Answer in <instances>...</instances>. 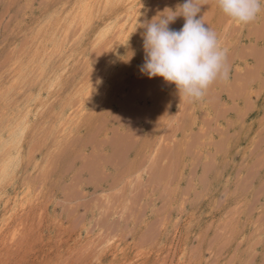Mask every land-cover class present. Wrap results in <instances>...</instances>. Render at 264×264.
<instances>
[{"label":"rangeland","instance_id":"rangeland-1","mask_svg":"<svg viewBox=\"0 0 264 264\" xmlns=\"http://www.w3.org/2000/svg\"><path fill=\"white\" fill-rule=\"evenodd\" d=\"M182 3L0 0V264H264V11L204 0L229 77L182 101L139 28Z\"/></svg>","mask_w":264,"mask_h":264},{"label":"clouds","instance_id":"clouds-1","mask_svg":"<svg viewBox=\"0 0 264 264\" xmlns=\"http://www.w3.org/2000/svg\"><path fill=\"white\" fill-rule=\"evenodd\" d=\"M204 0H183L139 23L143 32L144 63L140 71L149 79L162 78L175 86L181 98L203 99L218 80H227V51L218 35L203 21ZM220 11L233 22L248 25L264 11V0H215ZM184 19L180 30L170 28Z\"/></svg>","mask_w":264,"mask_h":264},{"label":"bare ground","instance_id":"bare-ground-1","mask_svg":"<svg viewBox=\"0 0 264 264\" xmlns=\"http://www.w3.org/2000/svg\"><path fill=\"white\" fill-rule=\"evenodd\" d=\"M86 1H87V0H86ZM115 1H116V0H115ZM133 1H134V0H133ZM106 2H107V1H106ZM127 2H128V0H127ZM124 3H125V2H124ZM151 3H152V2H151ZM133 4H135V2H134ZM121 5H122V4H121ZM139 5H141V4H139ZM156 5H157V4H156ZM84 7H86V6H84ZM141 7H142V6H141ZM118 9H119V8H118ZM118 9H117V10H118ZM135 9H137V8H135ZM213 9H214V7H213ZM81 10H82V9H81ZM75 11H76V10H75ZM121 11H122V9H121ZM218 11H219V10H218ZM131 12L133 13V11H131ZM64 13H65V12H64ZM72 13H73V12H72ZM77 14H78V13H77ZM79 14H80V13H79ZM79 14H78V16H79ZM128 14H129V13H128ZM133 14H135V13H133ZM138 14H139V13H138ZM202 14L204 15V13H202ZM206 14H207V13H206ZM70 16H71V15H70ZM72 16H73V15H72ZM78 16H77V17H78ZM128 16H129V15H128ZM128 16H127V17H128ZM130 16H131V15H130ZM222 16H223V15H222ZM215 17H216V16H215ZM67 18H68V17H67ZM67 18H66V19H67ZM123 18H124V17H123ZM123 18H122V20H123ZM209 18H211V17H209ZM58 19H59L58 21H60V18H58ZM66 19H65V20H66ZM76 19H77V18H76ZM127 19H128V18H127ZM136 19H137V18H136ZM203 19H204V18H203ZM211 19H213V18H211ZM226 19H227V18H226ZM78 20H79V19H78ZM120 20H121V19H120ZM227 20H228V19H227ZM58 21H56V24H57ZM69 21H70V20H69ZM82 21H83V20H82ZM128 21H129V20H128ZM228 21L231 22L230 20H228ZM63 22H64V21H63ZM76 22H77V21H76ZM78 22H79V21H78ZM85 22H86V21H85ZM118 22H121V21H118ZM205 22H206V21H205ZM211 22H212V21H211ZM222 22H223V21H222ZM258 22H259V19H258ZM123 23H124V22H123ZM224 23H225V22H224ZM64 24H65V23H64ZM84 24H85V23H84ZM124 24H126V23H124ZM228 24H230V23H228ZM127 25H128V23H127ZM237 25H238V24H237ZM248 25H249V24H248ZM248 25H247V26H248ZM253 25H254V24H253ZM256 25H257V24H256ZM54 26H55V24H54ZM63 26H64V25H63ZM65 26H66V25H65ZM65 26H64V27H65ZM70 26H71V25H70ZM118 26H119V25H118ZM211 26H212V25H211ZM211 26H210V27H211ZM243 26H244V25H243ZM49 27H51V26H49ZM120 27H121V26H120ZM227 27H228V26H227ZM236 27H237V26H236ZM51 28H52V27H51ZM53 28H54V27H53ZM53 28H52V29H53ZM55 28H56V27H55ZM65 28H66V27H65ZM125 28H126V27H125ZM219 28H220V27H219ZM230 28H231V27H230ZM239 28H240V27H239ZM243 28H244V27H243ZM247 28H248V27H247ZM249 28H250V27H249ZM67 29H68V28H67ZM117 29H118V28H117ZM120 29H121V28H120ZM211 29H212V28H211ZM65 30H66V29H65ZM118 30H119V29H118ZM118 30H117V31H118ZM123 30H124V29H123ZM125 30H126V29H125ZM238 30H239V29H238ZM63 31H64V30H63ZM121 31H122V30H121ZM213 31H214V30H213ZM45 32H47V30H46ZM45 32H44V33H45ZM50 33H51V32H50ZM53 33H54V32H53ZM121 33H122V32H121ZM125 33H126V32H125ZM218 33H219V32H218ZM64 34H65V33H64ZM223 34H224V33H223ZM231 34H232V33H231ZM242 34H243V33H242ZM251 34H252V33H251ZM251 34H250V35H251ZM54 35H56V34H54ZM121 35H122V34H121ZM253 35H254V34H253ZM253 35H252V36H253ZM63 36H64V35H63ZM65 36H66V35H65ZM123 36H124V35H123ZM246 36H247V35H246ZM248 36H249V35H248ZM256 36H258V35L256 34ZM263 36H264V35H263ZM117 37H118V36H117ZM119 37H120V36H119ZM229 37H231V36H229ZM249 37H250V36H249ZM58 38H59V37H58ZM63 38H65V37H63ZM113 38H114V37H113ZM122 39H123V38H122ZM62 40H63V39H62ZM249 41H250V39H249ZM262 41H263V40H262ZM259 43H260V42H259ZM48 44H49V43H48ZM44 45H45V44H44ZM53 45H54V44H53ZM61 45H62V44H61ZM67 45H68V44H67ZM46 47H47V46H46ZM50 47H53V46H50ZM50 47H49V48H50ZM43 48H44V47H43ZM104 48H105V47H104ZM47 49H48V48H47ZM41 50H42V47H41ZM52 50H53V49H52ZM241 50H242V49H241ZM43 51H47V50H44V49H43ZM54 51H55V50H54ZM106 52H107V51H106ZM97 53H98V52H97ZM32 54H33V53H32ZM35 54H36V53H35ZM25 55H26V54H25ZM37 55H38V54H37ZM47 55H48V54H47ZM239 55H240V54H239ZM38 56H39V55H38ZM38 56H37V57H38ZM248 56H249V55H248ZM248 56H245V57H248ZM255 56H256V55H255ZM39 57H40V56H39ZM44 57H46V56L44 55ZM93 57H94V56H93ZM233 57H234V55H233ZM235 57H236V56H235ZM235 57H234V59H235ZM254 58H255V57H254ZM238 59H239V58H238ZM238 59H237V60H238ZM249 59H250V58H249ZM33 60H34V59H33ZM33 60H32V61H33ZM43 60H44V59H43ZM51 60H52V59H51ZM253 60H254V59H253ZM256 60H257V58H256ZM256 60H255V61H256ZM23 61H24V60H23ZM39 61H40V60H39ZM48 61H49V60H48ZM229 62H230V61H229ZM233 65H234V64H233ZM31 66H32V65H31ZM241 66H242V65H241ZM260 66H261V65H260ZM39 67H40V66H39ZM41 67H43V66H41ZM41 67H40V68H41ZM41 69H42V68H41ZM257 70H258V69H257ZM261 70H262V69H261ZM14 72H15V70H14ZM37 72H38V71H37ZM37 72H36V73H37ZM39 74H40V72H39ZM40 76H41V75H40ZM94 77H95V76H94ZM89 78H90V77H89ZM46 79H47V78H46ZM88 81H90V80H88ZM93 81H94V80H93ZM33 82H34V81H33ZM159 82H160V81H159ZM11 83H12V82H11ZM11 83H10V84H11ZM14 83H15V82H14ZM36 83H37V82H36ZM219 83H220V82H219ZM219 83H218V84H219ZM32 85H33V84H32ZM34 86H35V85H34ZM34 86H33V87H34ZM31 89H32V88H31ZM121 92H122V91H121ZM24 93H25V92H24ZM93 93H94V92H93ZM87 96H88V95H87ZM91 96H92V95H91ZM89 97H90V96H89ZM91 98H92V97H91ZM81 99H82V97H81ZM94 99H95V98H94ZM94 99H93V101H94ZM89 100H90V99H89ZM82 101H83V100H82ZM182 101H183V98H182ZM88 103H89V102H88ZM177 103H178V101H177ZM130 105H131V104H130ZM180 105H181V104H180ZM17 106H18V105H17ZM167 106H168V105H166L165 107H167ZM12 107H13V106H12ZM49 107H50V106H49ZM143 107H144V106H143ZM167 108H169V107H167ZM167 108H166V111H164L165 113L168 112V111H167V110H168ZM47 109H48V108H47ZM45 111H46V110H45ZM40 113H41V112H40ZM42 113H43V112H42ZM68 113H69V112H68ZM54 114H56V113H54ZM76 114H77V112H76ZM167 114H168V113H167ZM41 115H42V114H41ZM41 115H40V116H41ZM168 115H169V114H168ZM123 116H124V115H123ZM31 117H32V116H31ZM42 117H44V116H42ZM182 117H183V116H182ZM38 118H39V117H38ZM67 119H68V118H67ZM67 119H66V120H67ZM75 119H76V118H75ZM128 119H129V118H128ZM139 119H140V118H139ZM158 119H159V118H158ZM158 119H156V120H158ZM160 119H161V118H160ZM165 119H166V118H165ZM170 119H171V118H170ZM12 120H13V119H12ZM36 120H37V119H36ZM36 120H35V121H36ZM175 120H176V117H175ZM42 121L44 122V120H42ZM45 121H46V120H45ZM158 121H159V120H158ZM178 121H179V120H178ZM39 122H40V121L37 120V123H39ZM18 123H19V122H18ZM25 123H26V122H25ZM72 123H73V121H72ZM163 123H164V122H163ZM160 124L162 125L161 122H160ZM2 126H3V124H2ZM64 126H65V125H64ZM177 126H178V125H177ZM3 128H4V127H3ZM69 128H70V127H69ZM69 128H68V129H69ZM175 128H176V127H175ZM67 131H68V130H67ZM166 131H167V130H166ZM155 132H156V131H155ZM155 132H154V133H155ZM157 132H158V131H157ZM164 132H165V130H164ZM170 132H171V129H170ZM175 132H176V131H175ZM0 133H1V132H0ZM66 133H67V132H66ZM9 134H10V132H9ZM96 134H97V133H96ZM6 136H7V135H6ZM171 136H172V135H171ZM7 137H8V136H7ZM159 137H160V135H159ZM151 138H152V137H151ZM155 138H156V137H155ZM7 139H8V138H7ZM147 140H148V139H147ZM147 140H146L145 142H147ZM150 140H151V139H150ZM6 141H7V140H6ZM56 141H57V140H56ZM58 141H59V140H58ZM152 141H153V140H152ZM156 141H157V140H156ZM9 142H10V141H7V143H9ZM157 142H158V141H157ZM13 143H14V140H13ZM22 143H23V142H22ZM143 143H144V141H143ZM149 143H150V142H149ZM5 144H6V143H5ZM9 144H10V143H9ZM155 144H156V143H155ZM10 145L12 146V143H11ZM10 145H9V148H10ZM20 145H21V144H20ZM147 145L149 146V144H147ZM2 146L4 147V144H3ZM2 146H1V147H2ZM22 146H23V144H22ZM145 146H146V144H145ZM153 146H154V145H153ZM156 146H158V144H157ZM1 147H0V148H1ZM3 147H2V148H3ZM9 148H8V149H9ZM148 148H149V147H148ZM152 148H153V147H152ZM156 148H157V147H156ZM22 149H23V148H22ZM149 149H150V148H149ZM1 150H2V149H1ZM150 150H151V149H150ZM153 150H154V149H153ZM6 151H7V147H6ZM6 151H5V152H6ZM9 151H10V150H9ZM9 151H7V152H9ZM5 152H3V153H5ZM10 152H11V151H10ZM16 152H17V151H16ZM16 152H15V154H16ZM163 152H164V151H163ZM12 153H13V152H12ZM7 154H9V153H7ZM4 155H5V154H4ZM20 155H21V154H20ZM10 156H11V155H10ZM2 157H3V156H2ZM8 157H9V156H8ZM19 157H20V156H19ZM166 157H168V156H166ZM5 159H6V158H5ZM2 160H3V159H2ZM20 160H21V157H20ZM20 160H19V162H20ZM155 160H156V159H155ZM6 163H7V162H6ZM19 164H20V163H19ZM6 167H7V166H6ZM136 168H137V167H136ZM0 169H1V168H0ZM10 176H11V175H10ZM14 176H15V175H14ZM11 177H12V176H11ZM16 177H17V176H16ZM14 178H15V177H14ZM17 178H18V177H17ZM20 178H21V177H20ZM23 178H24V177H23ZM5 179H6V178H5ZM11 179H13V178H11ZM17 180H18V179H17ZM34 180H35V179H34ZM1 181H2V180H1ZM4 181H5V180H4ZM12 182H13V181H12ZM22 183H23V182H22ZM12 184H13V183H12ZM15 184H16V183H15ZM23 185H24V184H23ZM10 187H11V186H10ZM20 187H21V186H20ZM14 188H15V187H14ZM16 188H17V187H16ZM8 190H9V189H8ZM12 190H13V189H12ZM14 190H15V189H14ZM24 191H25V194H26V190H24ZM9 192H10V191H9ZM16 192H17V191H16ZM17 193H18V192H17ZM9 194H10V193H9ZM20 195L22 196V193H21ZM30 195H31V194H30ZM30 195H28V196H30ZM23 196H24V194H23ZM18 199H19V197H18ZM27 199H28V198H27ZM27 199H26V200H27ZM10 201H11V200H10ZM33 202H34V201H33ZM33 202H32V203H33ZM24 203H26V201H25ZM9 205H10V204H9ZM25 206H26V205H25ZM23 208L25 209L24 206L22 207V209H23ZM26 208H27V207H26ZM18 209H19V208H18ZM18 209H17V210H18ZM21 211H22V210H21ZM16 212H17V211H16ZM19 213H21V212L19 211ZM22 213H23V212H22ZM16 214H17V213H16ZM16 216H17V215H15V217H16ZM18 217H19V216H18ZM11 221H12V219H11ZM18 221H19V220H18ZM12 222H15V219H14V221H12ZM12 222H11V223H12ZM10 225H12V224H10ZM8 226H9V225H8ZM12 226H13V225H12ZM2 227H3V226H2ZM17 227H18V226H17ZM17 227H16V228H17ZM5 228H6V227H5ZM9 229H11V228L9 227ZM6 230H8V229L6 228ZM6 230H5V231H6ZM8 231H9V230H8ZM10 231H11V230H10ZM10 231H9V234H10ZM13 231H14V229H13ZM2 232H4V231H2ZM15 233H16V232H15ZM11 234H12V233H11ZM1 235H2V234H1ZM5 235H7V234H5ZM8 236H9V235H8ZM8 236H7V237H8ZM4 237H5V236H4ZM7 237H6V238H7ZM6 238H5V239H6ZM11 240H12V239H11ZM8 241H9V240H8ZM4 245H5V244H4Z\"/></svg>","mask_w":264,"mask_h":264}]
</instances>
